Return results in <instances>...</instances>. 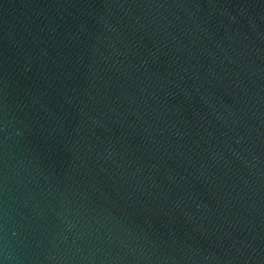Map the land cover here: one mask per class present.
<instances>
[{
	"label": "water",
	"instance_id": "water-1",
	"mask_svg": "<svg viewBox=\"0 0 264 264\" xmlns=\"http://www.w3.org/2000/svg\"><path fill=\"white\" fill-rule=\"evenodd\" d=\"M0 264H264V0H0Z\"/></svg>",
	"mask_w": 264,
	"mask_h": 264
}]
</instances>
